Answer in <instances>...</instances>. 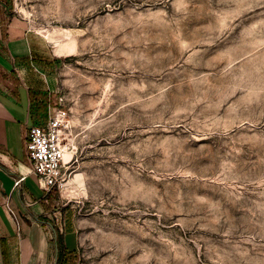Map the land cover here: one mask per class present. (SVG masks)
<instances>
[{
	"label": "rangeland",
	"instance_id": "rangeland-1",
	"mask_svg": "<svg viewBox=\"0 0 264 264\" xmlns=\"http://www.w3.org/2000/svg\"><path fill=\"white\" fill-rule=\"evenodd\" d=\"M9 6L66 115L71 264H264V0Z\"/></svg>",
	"mask_w": 264,
	"mask_h": 264
},
{
	"label": "crops",
	"instance_id": "crops-1",
	"mask_svg": "<svg viewBox=\"0 0 264 264\" xmlns=\"http://www.w3.org/2000/svg\"><path fill=\"white\" fill-rule=\"evenodd\" d=\"M9 4L0 0V264H55V239L44 222L56 229L61 264H71L79 242L71 229L59 228L64 204L57 189H40L25 153L27 132L46 122L55 92L42 69L44 53Z\"/></svg>",
	"mask_w": 264,
	"mask_h": 264
},
{
	"label": "built area",
	"instance_id": "built-area-1",
	"mask_svg": "<svg viewBox=\"0 0 264 264\" xmlns=\"http://www.w3.org/2000/svg\"><path fill=\"white\" fill-rule=\"evenodd\" d=\"M65 120V113L60 108L53 107L46 122L31 127L26 135V157L40 189L45 192L60 189L64 185L67 173V164L63 162L64 154L67 152ZM23 180L24 177L17 178L14 181V188H17ZM6 209L15 219V214L8 205Z\"/></svg>",
	"mask_w": 264,
	"mask_h": 264
},
{
	"label": "water",
	"instance_id": "water-1",
	"mask_svg": "<svg viewBox=\"0 0 264 264\" xmlns=\"http://www.w3.org/2000/svg\"><path fill=\"white\" fill-rule=\"evenodd\" d=\"M46 225H48L53 233V236H54V239H55V264H57V261H58V245L56 243V240H57V232H56V229L55 227L53 226V224L51 222H44Z\"/></svg>",
	"mask_w": 264,
	"mask_h": 264
},
{
	"label": "bare ground",
	"instance_id": "bare-ground-1",
	"mask_svg": "<svg viewBox=\"0 0 264 264\" xmlns=\"http://www.w3.org/2000/svg\"><path fill=\"white\" fill-rule=\"evenodd\" d=\"M70 159H71V154L66 152L64 154V157H63V162H65V164H67V162L70 161ZM74 190H75L74 188L72 190H70V191L65 190L64 194L69 196L71 194H74Z\"/></svg>",
	"mask_w": 264,
	"mask_h": 264
},
{
	"label": "trees",
	"instance_id": "trees-1",
	"mask_svg": "<svg viewBox=\"0 0 264 264\" xmlns=\"http://www.w3.org/2000/svg\"><path fill=\"white\" fill-rule=\"evenodd\" d=\"M63 258H64V255L62 254L61 250L59 249V251H58V261H57V264H61V262L63 261Z\"/></svg>",
	"mask_w": 264,
	"mask_h": 264
}]
</instances>
